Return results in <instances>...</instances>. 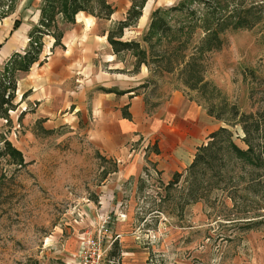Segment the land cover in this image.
Returning <instances> with one entry per match:
<instances>
[{"label": "rangeland", "instance_id": "1", "mask_svg": "<svg viewBox=\"0 0 264 264\" xmlns=\"http://www.w3.org/2000/svg\"><path fill=\"white\" fill-rule=\"evenodd\" d=\"M40 1L28 3L25 13L30 19ZM108 1L115 10L110 22H104L107 27L122 19L129 6V0ZM178 1L146 0L121 39L139 40L151 11ZM17 2L3 0L12 6L7 15ZM191 6L201 7L196 1ZM6 9L2 6L0 14ZM221 38L219 49L196 62L199 71L181 65L167 71L164 61H147L148 66L140 64L133 70L128 54L121 55V61H98L96 80L83 104L93 92L104 93L99 87L124 91L112 92L121 101L138 96L147 109L177 94L198 104L210 122L229 128L234 143L244 149L241 124L231 116L230 107L239 113L264 109V19L248 29L228 28ZM51 41L50 36L42 38L41 50L47 54ZM27 72L15 74L16 89L23 90H15L16 106L8 112V122L0 118V135L20 151L24 162L18 166L0 158V264H77L78 239L83 232L96 231L105 216L103 238L116 241L119 264H264V223L243 231L234 223L215 219L201 202L184 204L182 179L167 185L169 179L145 159L142 137L129 146L128 158L107 154L92 133L93 120L86 116L85 107L71 113V106L48 107L34 99L31 90L24 89L22 78ZM198 76L207 84L189 88ZM207 109L221 119L207 115ZM138 158L139 164L130 168ZM107 251L100 264L108 263Z\"/></svg>", "mask_w": 264, "mask_h": 264}, {"label": "trees", "instance_id": "2", "mask_svg": "<svg viewBox=\"0 0 264 264\" xmlns=\"http://www.w3.org/2000/svg\"><path fill=\"white\" fill-rule=\"evenodd\" d=\"M145 1L129 0L123 18L112 21L106 28L105 38L112 54L120 61L123 54L131 56L133 70H137L140 64L148 66L147 61H164V70L167 71L173 65L197 70L201 65L196 62L203 61L205 53L220 48L221 34L226 29H248L264 19V0H180L167 8L152 10L139 40L121 39L123 29L132 26L140 16ZM194 1L200 3L199 10L191 6ZM8 2L12 3V0ZM4 5L7 9L1 12L0 18L12 10V6L0 0V8ZM114 10L108 0H41L37 21L27 32L26 44L12 52L0 68V118L8 122V112L15 109V74L26 72L34 62L40 64L44 60H39L44 36L52 38L50 49L61 46L63 28L74 22L76 13L83 12L96 19L109 20ZM180 15L182 19L178 21ZM19 23L20 19H15L12 29ZM188 84L192 89L196 84L203 87L207 83L198 76ZM98 89L117 95L124 92L102 87ZM25 95L26 92L21 98ZM230 111L236 122L241 124V141L245 148H239L234 143L229 128L219 126L195 147L190 163L181 172H174L167 185L176 184L182 179L184 204L201 202L212 210L215 219L234 223L240 230L248 231L264 223V217L256 219L264 215V109L239 113L230 107ZM206 113L221 119L211 109H207ZM22 114L20 112L19 117ZM122 115L129 118L124 109ZM143 150L146 151V147ZM153 151H157L156 147H153ZM4 157L18 166L24 164L20 151L0 135V158ZM245 201H248V207L243 205ZM110 245L106 253L107 264H119L120 249L116 241Z\"/></svg>", "mask_w": 264, "mask_h": 264}, {"label": "crops", "instance_id": "3", "mask_svg": "<svg viewBox=\"0 0 264 264\" xmlns=\"http://www.w3.org/2000/svg\"><path fill=\"white\" fill-rule=\"evenodd\" d=\"M16 1L14 12L0 18V61L24 47L27 31L38 18V10L35 15L34 11L30 12L31 19L26 14L31 0ZM112 14L109 20H101L83 12L76 13L74 22L63 28L61 46L53 47L48 54L41 50L39 60H44L40 64L33 63L22 78L24 89L31 90V97L43 100L48 107L71 106L74 111L71 113H75L82 112L84 106L86 116L93 120L92 133L99 140L98 144L115 158L131 156L129 146L142 137L145 159L154 165L159 175L169 179L190 163L195 147L204 142L206 135L222 125L210 122L198 104L180 99L177 94L148 111L140 97L131 96L121 101L120 97H113V93L93 92L87 104H83L86 91L96 80L98 61H116L105 38L107 25L104 22H110ZM15 19H20V23L12 29ZM22 90L17 88L16 93ZM123 109L129 118L122 115ZM48 112L52 113V108ZM138 160L129 167L138 165ZM129 171H126L127 176H132Z\"/></svg>", "mask_w": 264, "mask_h": 264}, {"label": "built area", "instance_id": "4", "mask_svg": "<svg viewBox=\"0 0 264 264\" xmlns=\"http://www.w3.org/2000/svg\"><path fill=\"white\" fill-rule=\"evenodd\" d=\"M107 217H102L99 225L94 232H83L78 239L77 264H100L105 250L109 247L112 239L103 238L107 233Z\"/></svg>", "mask_w": 264, "mask_h": 264}]
</instances>
